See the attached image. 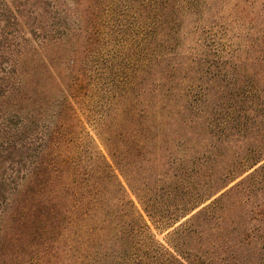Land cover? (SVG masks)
Wrapping results in <instances>:
<instances>
[{
	"label": "trees",
	"instance_id": "16d2710c",
	"mask_svg": "<svg viewBox=\"0 0 264 264\" xmlns=\"http://www.w3.org/2000/svg\"><path fill=\"white\" fill-rule=\"evenodd\" d=\"M227 14L261 50L264 0H0V264H264V51L231 65Z\"/></svg>",
	"mask_w": 264,
	"mask_h": 264
},
{
	"label": "rangeland",
	"instance_id": "374dc122",
	"mask_svg": "<svg viewBox=\"0 0 264 264\" xmlns=\"http://www.w3.org/2000/svg\"><path fill=\"white\" fill-rule=\"evenodd\" d=\"M228 15V14H227ZM224 15L225 18L223 17L218 25L219 29V34L218 37L222 38L221 44L223 45L222 47V55L227 56L229 63L231 65H234V60L230 55L238 53L239 55L242 56H255L257 52L264 51V44L261 45L259 51H257V48L255 46H252L251 42L254 38L260 36L261 31V26L256 27L255 29L249 28V25H243L245 19L238 20L235 19V15L230 14V15ZM259 18L260 22L264 21V15H261ZM249 24L251 23V20L249 18ZM227 28V31L223 28ZM223 28V29H222ZM263 28V27H262ZM187 31L186 35H184V41H183V46H182V51L186 52V50H191L192 52H197L196 55H199L200 52L203 53V47L201 45H197L194 40H196L198 34L193 33L191 31L189 33L188 28L185 29ZM226 31V32H225ZM229 56V57H228ZM249 64V63H248ZM262 69H259L258 66L252 65L253 70L251 71V67H248L247 70H243V76L247 79H253L255 82H257L259 85H263L264 83L261 81V76H256L254 71H261L264 74V67L261 66ZM260 83H259V82ZM240 145V148L238 149V146ZM238 151L242 152V149L244 146L242 144H237L234 143L233 145ZM243 153V152H242ZM154 233L156 237L160 241H164L165 239V234L166 232H160L154 230Z\"/></svg>",
	"mask_w": 264,
	"mask_h": 264
}]
</instances>
